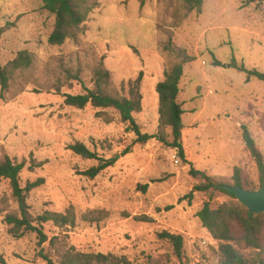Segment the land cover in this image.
<instances>
[{"label":"rangeland","instance_id":"obj_1","mask_svg":"<svg viewBox=\"0 0 264 264\" xmlns=\"http://www.w3.org/2000/svg\"><path fill=\"white\" fill-rule=\"evenodd\" d=\"M250 2L205 0L198 14L182 0H146L144 5L142 0H99L76 40L52 46L55 18L42 0H0V30L9 27L0 42L2 66L24 51L35 60L15 75L5 99L0 86V159L27 161L20 177L23 188L45 180L28 196L34 216L73 208L76 225L61 229L47 224L50 240L60 237L82 253L127 256L133 264H191L197 252L220 263L218 241L208 249L198 247L213 238L197 214L206 202L216 209L236 201L218 192L195 193L192 201L185 197L200 183L191 177L192 167L229 185L235 184L239 169L246 182L259 186L243 127L264 156V83L248 81L240 68L264 73V0ZM170 44L197 58L185 66L179 95L186 112L188 163L156 139L137 143L115 110L107 111L108 123L91 106L65 105V95L95 88L101 63L111 74L114 95L127 96L123 87L128 90L143 72V110L134 117L143 134H157L156 87L175 62L165 51ZM76 143L105 159L118 157V162L95 180L81 176L97 162L70 151ZM32 161L44 165L30 171ZM18 212L9 182L0 181V264H47L42 252L59 264L55 249L49 243L40 246L36 234L15 238L10 233L6 217ZM164 232L184 238L182 260L159 238Z\"/></svg>","mask_w":264,"mask_h":264},{"label":"trees","instance_id":"obj_2","mask_svg":"<svg viewBox=\"0 0 264 264\" xmlns=\"http://www.w3.org/2000/svg\"><path fill=\"white\" fill-rule=\"evenodd\" d=\"M146 0H142L144 5ZM189 12L201 14L205 0H182ZM250 3L263 0H250ZM44 10L55 18L54 30L49 37V44L52 46H62L68 40H76L82 31L83 25L88 21L89 16L99 7V0H42ZM6 26L0 30V42L3 35L8 31ZM169 56L175 58V62L165 72L164 81L160 82L156 91L159 95V131L155 135L143 134L142 128L136 122L135 115L143 110L142 83L144 73L141 72L136 81L128 84L127 96H119L111 93V74L101 63L95 70L94 89L84 87V93L78 95H65V105L78 110H84L91 106L98 110L97 117L105 118L110 123L107 111L115 110L119 113L122 124L137 136V143H147L156 139L162 144L178 151L179 157L188 163L186 159L183 131L185 130L184 115L185 110L179 102L181 83L184 77L185 66L197 60L195 56L189 55L187 51L176 50L172 44L165 48ZM34 57L27 51L21 52L17 58L6 66L1 64L0 55V86L2 98L9 91L15 75L20 71L30 69L34 65ZM241 72L248 74V81L257 79L264 83V73L257 70L247 71L240 68ZM57 93H61V88H57ZM168 131H170L168 133ZM243 139L246 148L256 161L259 170V186L246 182L241 176V170L236 169L234 185L220 183L208 176L205 172L194 169L190 170V175L200 182L194 186L193 191L185 197L192 199L195 193L218 192L236 201L224 203L216 209L212 208L211 201L204 204L203 209L197 214L203 227L207 229L212 238L220 245V264H264V214L254 215L247 208L242 206L235 195L227 187H242L246 191H258L264 188V156L257 149L256 142L247 127H243ZM75 155L84 160L96 161L97 165L80 175L90 180H95L108 169L115 167L118 157L105 159L97 152L90 150L83 143H76L69 147ZM128 154V150L125 152ZM28 163L14 161L5 155L0 159V181L9 182L12 196L19 205V212L8 214L5 222L10 227V233L15 238H22L28 233L36 234L39 245L49 243L51 249L58 253L59 264H133L127 256L102 253H82L75 248H68L62 243L63 239L54 237L49 239L45 226L52 223L57 228L74 227L76 225V215L73 208L64 214L45 212L41 216H34L27 203L28 196L35 189L44 185L45 180L39 179L36 182H28L25 188L21 185V174L26 169ZM43 163L32 161L29 170L43 167ZM148 189V185L142 188ZM138 221L151 222L150 218H136ZM154 222V220H153ZM161 240L167 241L179 260H182L184 238L181 235H173L167 232L159 234ZM41 258L47 264H56L49 255L41 253Z\"/></svg>","mask_w":264,"mask_h":264},{"label":"water","instance_id":"obj_3","mask_svg":"<svg viewBox=\"0 0 264 264\" xmlns=\"http://www.w3.org/2000/svg\"><path fill=\"white\" fill-rule=\"evenodd\" d=\"M235 193L238 202L251 214H264V188L258 191H246L242 187H227Z\"/></svg>","mask_w":264,"mask_h":264},{"label":"built area","instance_id":"obj_4","mask_svg":"<svg viewBox=\"0 0 264 264\" xmlns=\"http://www.w3.org/2000/svg\"><path fill=\"white\" fill-rule=\"evenodd\" d=\"M217 244H218V242L214 239H212L211 242L206 241V240H201L198 247L202 248V249H208L211 246L217 245ZM191 264H220V263L219 262L214 263L210 260L209 257H204V256L198 254V252H197L193 257Z\"/></svg>","mask_w":264,"mask_h":264}]
</instances>
